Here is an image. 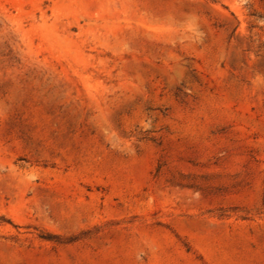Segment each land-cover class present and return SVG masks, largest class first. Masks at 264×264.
Listing matches in <instances>:
<instances>
[{
  "label": "rangeland",
  "instance_id": "374dc122",
  "mask_svg": "<svg viewBox=\"0 0 264 264\" xmlns=\"http://www.w3.org/2000/svg\"><path fill=\"white\" fill-rule=\"evenodd\" d=\"M0 264H264V0H0Z\"/></svg>",
  "mask_w": 264,
  "mask_h": 264
}]
</instances>
